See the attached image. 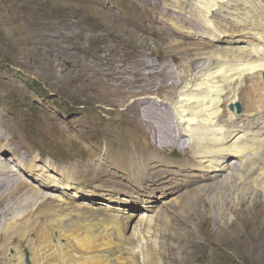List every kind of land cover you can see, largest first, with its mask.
<instances>
[{"label":"rangeland","instance_id":"obj_1","mask_svg":"<svg viewBox=\"0 0 264 264\" xmlns=\"http://www.w3.org/2000/svg\"><path fill=\"white\" fill-rule=\"evenodd\" d=\"M156 1L158 0H0V142L5 141L15 149L14 154H8L7 160H4L0 167L3 164H19V161H25L26 164L37 158L40 160L38 165L50 167L55 177L67 173L75 178L78 186H97L108 181L140 183L142 178L135 180L133 174L135 171L138 173L140 169L141 175H145L142 162L148 154L158 156L161 163L173 168L194 166L196 169L191 179L193 188L204 190L203 186L209 183L214 187L209 191H201L206 203L199 201L182 209L177 207L180 202L177 194L160 200L155 206L160 204L162 207L164 202L175 201L174 207L178 212L171 214L170 218L167 216L166 219H159L157 225L154 220L151 221L148 231L143 229L146 224L144 221L154 214L140 212L136 208L130 210L136 216L130 221L127 238L129 247L134 248L136 255L123 259L119 264H129V261L135 264H264V190L255 184L262 172L259 171L260 167L264 171V139L257 140L261 147L260 156H255L251 151L245 155V160L248 163L253 162L255 170L248 172V167H243L240 158L232 156L229 162L234 164L233 167L209 175L208 170L199 164L198 149L192 147L191 139L185 132L187 130L179 126L174 115L173 103L179 99L181 88H176V91L165 89L168 92L161 91L165 93L156 94L157 80L161 82L160 77L167 73V70L172 69L171 73L176 74L175 80L177 79L179 85H185L181 78L188 69L189 59L198 58V49H201L198 46L197 50L194 49L193 44L205 42V48L202 49L204 56L199 55L205 59L204 62L213 47L214 50L218 48L223 52L221 54L223 58L226 57L227 62L233 63L232 45L220 42L213 44L211 35L216 36L222 29L226 31V35L237 38L245 31H236L235 25L238 21L232 18L234 15L227 9L210 10L209 15L205 16L207 11H200L201 0H179L183 5H177L174 2L176 0H160L163 2L161 8L160 2L158 1V4ZM227 1L228 4L226 0L224 3L233 9L242 5L239 2L244 3L242 0ZM164 13L170 15L166 16ZM205 17V20L209 18L210 25L204 20ZM183 19L193 23V28L190 23L185 25L188 22H183ZM198 21H202V25ZM216 22L224 23L225 27L219 26V29ZM213 24L217 28L212 26ZM250 43L255 55L263 53L264 48L258 41L251 40ZM175 53L179 54L180 60L173 57ZM229 59L233 60L228 61ZM216 60L217 57L212 61ZM111 61H114L115 65L111 64ZM167 62H170L171 66ZM209 62L211 60L206 63ZM130 63L132 66L136 63L134 67L137 65L136 69L140 70L143 76L146 74L145 79L155 87L151 89L153 92L144 96L152 97L161 105V101L165 102L166 105L163 106L171 111L170 119L174 116L170 126L176 132L181 131L184 141L173 140V143L172 140H164L158 144L155 139L149 141L133 123L132 116L124 113L133 99L121 103L119 100L122 96L115 91L118 90L115 86L118 87L119 81H110L105 74L119 73L122 69L119 75L131 77L128 68L134 70V67ZM143 63L146 64L144 67ZM150 64H155L156 69ZM138 65H142L141 69ZM167 65L170 68L167 69ZM110 66L115 68L112 70ZM195 67L190 68L192 77L204 68ZM162 70L166 71L163 73ZM103 75L107 79H104ZM262 80L264 81V75ZM229 95H225L224 101L232 97ZM165 98L166 100H163ZM167 98L170 101H167ZM113 100L115 104H111ZM246 101H237L235 105L226 101L225 107L222 106L221 109L229 110L227 119L241 118L240 120L245 121L257 118L258 111H264H249ZM237 104L241 105L240 112L237 110ZM232 106L234 110L231 109ZM133 119L135 120L134 117ZM243 124L241 128L232 129L230 123L225 122L221 128L226 133L235 132L236 140L246 134L260 138L264 135V120L254 119V123L246 127H242ZM153 144L157 148L153 147ZM16 152L21 159L17 158ZM140 160L141 167L138 168L137 165L135 168L138 169L134 170L132 164ZM17 167L16 179L26 183L28 188L35 187L27 180H21L20 176L25 175L19 170L20 167ZM262 178L258 179L257 184L264 183ZM174 182L173 187L178 188V180L175 179ZM45 193H48V196ZM52 194L54 195V192L50 189H40L43 199L53 196ZM259 198H262L261 202L257 201ZM37 205H33L28 213L15 211L14 216L20 217L14 219L13 223L16 225L35 214ZM41 224V227L36 226L30 231L29 238L13 240L12 246L18 247L24 253V264H34L33 257L44 250L42 244L50 241L47 240L49 235H44L45 224ZM0 231V264H11L5 239L15 237V229L8 230L1 226ZM161 240L164 245L159 244ZM158 247L162 249L159 250ZM85 257L80 258L78 263H83ZM55 259L56 257L52 258L51 262L59 261L58 258L57 261ZM94 260L96 259H90L91 263L88 264H97ZM98 260L100 262L101 258L98 257Z\"/></svg>","mask_w":264,"mask_h":264},{"label":"bare ground","instance_id":"obj_2","mask_svg":"<svg viewBox=\"0 0 264 264\" xmlns=\"http://www.w3.org/2000/svg\"><path fill=\"white\" fill-rule=\"evenodd\" d=\"M158 1L160 2V4ZM158 1L156 2H158L160 7V5L163 2H161L160 0ZM224 1L225 0H201L200 3L202 4L201 5L202 7H200V11L201 10L207 11L204 13L206 16L209 15L208 13L210 12V10L227 9V11L229 10L230 14L234 15V17L232 18H235V20L238 21L239 25L238 24L235 25L236 31L237 32H240L241 30L245 31V33L243 32L244 34L241 37H237V38L232 37L233 35L231 36L228 34L226 35V31L222 29L218 31L216 36L211 35L212 38L210 39L213 42V44L214 42L216 43L220 42V43L232 45L231 49L233 51L232 53H234V57H233L234 60L233 59L232 60L234 62L233 63L227 62L226 57L223 58V55L221 54L223 52L218 50V48L214 50V48L212 47L213 50L208 53L206 59V62L207 60H211V62L206 63L204 62L205 59L199 56L204 54L202 49L205 48L204 47L205 42L204 44L201 42H200L201 44L200 43L193 44V46H195L194 49H196L197 46L198 48L201 49H198L199 50L198 51L199 53H197L198 58L195 57V58H191V60L189 59L188 69L184 71L185 73L181 78L182 81H184L185 85L182 87L183 84H181L180 86L179 85L180 83L176 81L177 79L175 80L176 74L171 73L172 69L170 71L167 70L171 66L169 64L170 62H167L170 66L168 67L167 65V69H166L167 73H164V71L166 70L164 71L162 70L164 75L160 77L161 82L157 80L156 90L158 92L157 93L155 92L156 94L160 95L162 93H165L161 91H167L165 89H174L176 91L177 90L176 88L179 89L181 88L179 92V99L175 101V103L172 102L174 104L173 106L174 115H176L177 117L179 126L180 127L182 126L185 128V130H187L185 132L188 133V136L191 139L192 147L198 149L197 151L199 152V156H198L199 164H201V167H204L208 170L207 172L209 173V175L218 174L219 172L226 171L231 167H233L234 164H231L229 162L232 156L234 157L238 156L243 163L242 164L243 167L245 169H247L248 167L247 169L248 172L255 170V166L253 162L248 163V161L245 160L247 159L246 153H248V151H251L253 152V154H255V156L257 157L260 156L261 147L259 142H257V140L260 141L264 139V135L262 136V138H260L256 136H251L250 134H246L244 137H241L240 139L236 140L237 136L235 132L231 131L226 133L221 128L222 124L225 122L230 123L232 129H236L239 128L242 123H244L242 127H246L247 125L253 124L254 119L258 121L264 120V111L263 112L258 111L257 118L249 119L248 121H245V119L240 120L241 118H237L235 120L233 119L229 120L227 119V116H229L228 114H230L229 110L222 111L221 109L222 106L226 104V101L228 102L230 101L232 102L233 105H235L237 101L247 100L246 103H248L249 111L256 112L259 109L264 110V81L262 80L264 75V50L262 51L263 52L262 54L255 55L252 52L253 49L251 48L252 45L250 43L251 40L258 41L262 45L260 46L264 48V0H242L244 1V3L239 2L242 5L238 6L239 7L238 9H233V7L230 8L231 6L227 5L228 1L226 0L227 4L224 3ZM174 2L177 3V5L178 4L183 5L182 3L179 2V0H176ZM156 4L157 3H155V5ZM153 5L154 4L152 3V6ZM196 12L199 13L198 11ZM165 15L168 16L170 14H165ZM205 19L206 17L204 18V20ZM208 19L205 21H208L210 25L211 22ZM188 21L189 20L186 21L183 19V22L185 23ZM189 23L191 24V26L194 25L191 22H188L185 25ZM198 23H201L200 25H202L203 22L198 21ZM216 23L218 25V28L219 26L225 27L224 23L221 22L220 23L216 22ZM240 25L242 26L240 27ZM212 26H216V25L213 24ZM173 32L174 31H172V33ZM207 40L209 39L207 38ZM173 46L170 47L172 48ZM213 46L216 47L215 45ZM200 50H202L203 53L202 52L200 53ZM172 52L171 54H174ZM167 54H170V52H167ZM169 57H167V59ZM173 57L179 58V54L178 55L176 54ZM216 57L218 58V60L220 59V61L218 60H216L218 62L212 61ZM144 59L142 60L144 61ZM232 60L229 59L228 61H232ZM111 62H112L111 64L115 65L114 61ZM144 63L142 64L143 67L144 65H146ZM106 64L108 65V63ZM116 64L118 63L116 62ZM135 64L136 63H134V65ZM155 64H150V65L151 67L155 68ZM130 65L132 66L131 63ZM134 65L132 67H134ZM136 66L134 67V70L133 68L132 69L128 68V72L130 73L131 77L128 76L125 77L124 75H123L124 77H122L121 74L119 75V73H121L122 71L121 68H120L121 71L119 73L116 72L115 74L111 72L107 73V71H105L107 73L105 75L110 79V81L113 82L119 81L118 87L115 86V88L118 89L115 91L118 94L120 93V95L122 96V99L120 97L119 99L121 100L119 101H121V103H125L129 99H133L130 106L127 107L125 106L126 107L125 111L123 110L124 113L126 112L132 116L131 120L133 121V123H135L139 127V131L143 133L144 136L149 141L151 139H155L157 144L164 140L166 141L174 140L175 142L178 140L179 142L181 139H183V134L181 133V131L176 132L175 129L172 126H170L174 116L171 120L170 119L171 111L168 107L165 108L163 106L166 104L164 101H161L162 98L160 100L162 103L161 105L155 102L152 97L144 96L146 94L148 96L150 92H153L151 91V89L155 87H152V84L148 83L149 81L145 79L146 74L145 76H143L144 74L140 70H137ZM139 66L140 65H138V67ZM141 66L139 67V69H141ZM162 66L161 68H164ZM195 66L196 67L200 66L201 68L204 66V68L202 70H199L200 72L196 73L197 75H194V77H192L193 72H192V76H190V72H191L190 68ZM113 67L114 66L111 67L112 70ZM99 69L100 72H102L101 67ZM158 69H160V67ZM145 70L146 69H144V71ZM151 73L153 72L151 71ZM156 73L157 72H155V74ZM181 73L183 74V72ZM153 76L154 74H152V77ZM93 78L95 79V77ZM104 79L107 78L104 77ZM171 91L173 90H170V92ZM226 91H229V93H226ZM108 93H110V91ZM229 94H231L232 97L230 98L228 97L229 99L227 100L225 99L226 101H224L225 95L230 96ZM171 95L173 96V94ZM169 98H167L168 99L167 101H170ZM163 100H166V98ZM111 104H115V101L113 100ZM133 117L135 118L136 121L133 119ZM159 124H162L164 126H160ZM152 146L157 148V146H155L154 144ZM14 151L15 149L9 143H6L5 141H1L0 164H2L4 160H7L8 154L10 153L14 154ZM15 155L17 156L18 159H21L20 155H18L17 152L15 153ZM134 160L135 158L133 159V162ZM143 160H144V162H142L144 163L143 172L145 175H141L140 171L142 170L140 169L138 173L135 171L136 173L134 172L133 174V179L135 180L136 179L140 180V178H142V181L140 183L138 181L136 182L133 180H132L133 182H128V183H121V182L116 183L113 181H108V183L97 186H91V185L78 186L75 178L72 175H67V173H62L60 176L55 177L52 174V171H50V167L44 168L38 165L40 160H38L37 158L31 160L29 163L27 162L26 164H24L25 163L24 160H23L24 163L19 161V164L17 163L11 166L10 165L6 166L3 164L0 167V228L1 226H3L4 229H8V230L15 229V234H16L15 237L9 236L10 238L6 237L5 239V241L7 240V244H5L6 246H8L7 251L10 253V257H11L10 263L24 264V258H25L24 253L18 247L12 246L13 240L16 238L19 240L22 238H29L28 236L30 235V231L34 229L36 226L41 227L40 224L42 222V224H45V229H46L45 230L46 234L44 235H49V238L47 240L50 239V241L48 243L46 242L47 244L46 243L42 244L43 246L42 249L44 250L42 252L40 251V253L38 252L39 254L37 253V256L33 257L32 263L79 264L78 263L79 259L85 257L86 255L85 261L80 264H86V263L88 264V262H90V259H96L94 261H96L97 264H119V262L122 261L123 259L131 258L134 255H136V251L134 250V248L129 247L130 243L127 238L130 221L132 218H134V216H136V214H132L130 210L136 208L140 210V212L146 211L149 214H154V216L150 217V219L149 217H147L146 220L144 219L145 220L144 222H146V224L143 229H145V231H148L152 224L151 221L154 220L155 225H157L159 219H164V218L166 219L167 216L170 218L171 214L173 215V213L178 212L176 207H174L176 205L174 203L175 201L170 203L164 202V204H162V207L160 204H158L160 206L158 205L155 206L156 202H159L160 200H165L169 196L177 194L180 200V202H178L179 204L177 207H181L182 209L187 206H191V205L193 206L194 204H197L199 201L201 203L203 202L206 203L205 201L206 199L202 197L204 193L203 192L201 193V191H205V190L209 191L211 190L213 185L210 183L205 184L203 186L204 190L200 189L199 187L193 188L191 179H193L194 171L196 167L191 166L188 168L183 166L180 167L179 169L173 168L170 167L169 165L161 163V160L158 158V156L153 154L146 155ZM129 164L131 163L129 162ZM132 165L134 170L140 168L141 160ZM137 165H139L138 168H135V166ZM17 166L20 167L19 170L21 171V173H24L25 175V176L23 175L20 176L21 180L23 181L27 180L35 187L28 188L29 186L26 185V183L19 182L16 179L17 169L15 168ZM259 171H262L260 173L259 178L262 177L264 178L263 168L260 167ZM241 174L242 172L240 173V175ZM175 179H177L179 182L178 188H180V190H178V188L176 187H173L174 186L173 182ZM258 179L255 180L256 186L263 188L264 190V183H262L261 185H259L260 183L257 184ZM41 188H46L48 190L50 189L52 192H54V195L55 194L57 195L54 196L52 194L53 196L46 197L43 199L40 196ZM45 194L48 196V193ZM261 199L259 198V200L257 201H260ZM33 205H37L35 209L36 210L35 214H31L30 216H28V218L22 220L21 222L15 225L13 223L14 219L16 220L20 217V216H16V217L14 216L15 211H23V213H28ZM263 205L264 204H262V206ZM28 226H30V228H27ZM96 232H98V234H96ZM168 237L166 238L163 237V238L167 239ZM162 241L163 240H161V243L159 244H162ZM162 245H164V243ZM157 249H159V247ZM159 252L158 254H160ZM54 257H56L55 259L56 261L57 258L59 261L51 262L52 258ZM98 257L101 258L100 262L98 260ZM159 257H161V255ZM159 257L158 259H160ZM149 258L151 260L150 255ZM125 264H128V262L127 263L125 262ZM129 264H135V263L133 261L131 262L129 261Z\"/></svg>","mask_w":264,"mask_h":264},{"label":"water","instance_id":"obj_3","mask_svg":"<svg viewBox=\"0 0 264 264\" xmlns=\"http://www.w3.org/2000/svg\"><path fill=\"white\" fill-rule=\"evenodd\" d=\"M231 109L234 110V107L232 106ZM237 110H238V112L241 111V105L240 104H237Z\"/></svg>","mask_w":264,"mask_h":264}]
</instances>
